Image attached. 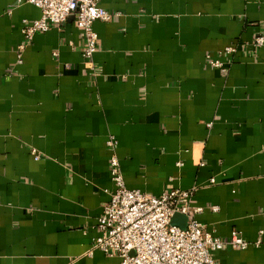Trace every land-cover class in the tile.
<instances>
[{"label": "crops", "instance_id": "1", "mask_svg": "<svg viewBox=\"0 0 264 264\" xmlns=\"http://www.w3.org/2000/svg\"><path fill=\"white\" fill-rule=\"evenodd\" d=\"M99 6L113 17L93 25L90 60L71 18L18 64L40 10L0 0V264H120L93 247L113 155L127 189H195L206 232L251 243L225 245L216 264H264V0ZM229 45V69L211 67Z\"/></svg>", "mask_w": 264, "mask_h": 264}, {"label": "built area", "instance_id": "2", "mask_svg": "<svg viewBox=\"0 0 264 264\" xmlns=\"http://www.w3.org/2000/svg\"><path fill=\"white\" fill-rule=\"evenodd\" d=\"M100 0H19L40 10V18L23 27L25 45L18 47L17 63H21L25 46L37 34H45L60 28L73 18L78 29L83 32L86 42L84 56L90 60L98 48V36L93 30L96 22H109L113 15L99 6ZM264 45L262 36L255 37L253 46ZM236 52L229 45L218 52L224 58L206 57L208 64L226 72L232 64ZM116 142L110 138L107 145L115 148ZM32 157L39 161L41 157L32 151ZM110 177L114 185L110 199L103 207L97 220L99 236L94 248L106 257H118L120 264H216L213 253L225 245L245 250L251 243L245 241L237 231H232L227 242L205 231L197 220L202 208L192 207L195 189H173L159 197L126 188L119 161L115 155L110 160ZM213 184L214 181L211 180ZM213 212H218L212 207ZM187 219L186 228L172 226L175 215ZM262 244L260 239L255 245Z\"/></svg>", "mask_w": 264, "mask_h": 264}, {"label": "water", "instance_id": "3", "mask_svg": "<svg viewBox=\"0 0 264 264\" xmlns=\"http://www.w3.org/2000/svg\"><path fill=\"white\" fill-rule=\"evenodd\" d=\"M72 20H73V18H72ZM186 223H187L186 217L183 216V215L177 214V215H175L173 217L171 225L179 227L181 229H185L186 228Z\"/></svg>", "mask_w": 264, "mask_h": 264}]
</instances>
